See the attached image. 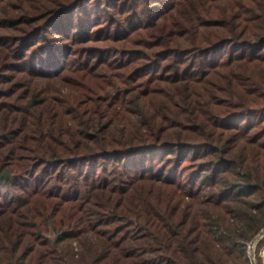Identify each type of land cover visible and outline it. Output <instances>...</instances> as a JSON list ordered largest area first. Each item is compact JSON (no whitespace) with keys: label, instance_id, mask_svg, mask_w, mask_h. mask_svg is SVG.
I'll return each instance as SVG.
<instances>
[{"label":"trees","instance_id":"16d2710c","mask_svg":"<svg viewBox=\"0 0 264 264\" xmlns=\"http://www.w3.org/2000/svg\"><path fill=\"white\" fill-rule=\"evenodd\" d=\"M263 228L264 0H0V264H251Z\"/></svg>","mask_w":264,"mask_h":264},{"label":"rangeland","instance_id":"374dc122","mask_svg":"<svg viewBox=\"0 0 264 264\" xmlns=\"http://www.w3.org/2000/svg\"><path fill=\"white\" fill-rule=\"evenodd\" d=\"M255 237L248 243L247 256L250 262L251 256L254 255L257 264H264V244H258L261 238L255 240Z\"/></svg>","mask_w":264,"mask_h":264},{"label":"water","instance_id":"95a60500","mask_svg":"<svg viewBox=\"0 0 264 264\" xmlns=\"http://www.w3.org/2000/svg\"><path fill=\"white\" fill-rule=\"evenodd\" d=\"M262 236H264V228L256 235L255 240L261 238ZM250 259H251V264H257L254 255L251 256Z\"/></svg>","mask_w":264,"mask_h":264}]
</instances>
